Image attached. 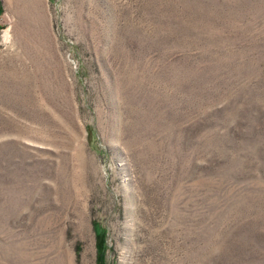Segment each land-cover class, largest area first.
Wrapping results in <instances>:
<instances>
[{
	"label": "rangeland",
	"instance_id": "1",
	"mask_svg": "<svg viewBox=\"0 0 264 264\" xmlns=\"http://www.w3.org/2000/svg\"><path fill=\"white\" fill-rule=\"evenodd\" d=\"M0 264H264V0H0Z\"/></svg>",
	"mask_w": 264,
	"mask_h": 264
}]
</instances>
